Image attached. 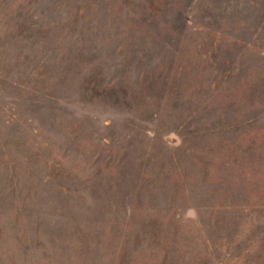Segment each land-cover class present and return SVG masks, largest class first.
<instances>
[{
  "label": "rangeland",
  "instance_id": "obj_1",
  "mask_svg": "<svg viewBox=\"0 0 264 264\" xmlns=\"http://www.w3.org/2000/svg\"><path fill=\"white\" fill-rule=\"evenodd\" d=\"M0 264H264V0H0Z\"/></svg>",
  "mask_w": 264,
  "mask_h": 264
}]
</instances>
